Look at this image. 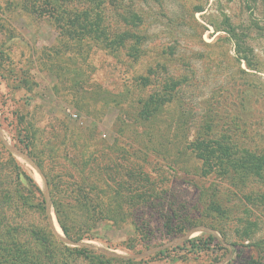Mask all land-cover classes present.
<instances>
[{"label":"rangeland","instance_id":"rangeland-1","mask_svg":"<svg viewBox=\"0 0 264 264\" xmlns=\"http://www.w3.org/2000/svg\"><path fill=\"white\" fill-rule=\"evenodd\" d=\"M20 2L0 0V44L12 59L9 68L27 72L32 85L29 91L15 90L11 78L0 77L4 147L30 175L21 158L35 163L15 140L22 115L30 122L41 160L43 146L47 153L55 147L61 151L53 166L62 170L58 173L64 182L80 181L87 171L85 160L121 171L134 161L141 166L134 173L147 177V187L157 191L147 198L156 200L132 207L122 223L99 222L90 238L77 243L62 233L54 234L56 239L69 247L148 264H210L211 254L223 256L214 264H264V207L259 202L264 175L202 176L199 161L186 148L198 137H221L264 156V3L125 0L124 7L142 18L136 29L139 56L130 57L126 49L110 53L85 46L82 58L65 54L61 63L67 71L58 79L47 70L50 61L44 55L56 44L57 32L47 19L21 10ZM228 31L241 39L250 68L238 60ZM173 81L180 83L174 97L149 121H141V101ZM64 124L83 133L75 139L76 146L63 147ZM84 138L95 147L84 146ZM82 150L89 156H80ZM42 163L58 177L46 159ZM60 197L74 199L67 193ZM211 203H219L223 213L211 211ZM245 220L256 223L250 241L260 240V246H249L239 237ZM209 236L213 240L207 241L208 252L184 249L190 241ZM177 255H182L180 260Z\"/></svg>","mask_w":264,"mask_h":264},{"label":"trees","instance_id":"trees-1","mask_svg":"<svg viewBox=\"0 0 264 264\" xmlns=\"http://www.w3.org/2000/svg\"><path fill=\"white\" fill-rule=\"evenodd\" d=\"M124 1L21 0L19 6L29 15L47 19L57 32L56 44L47 49L44 55L50 61L46 65L47 70L61 79L67 71L66 66L61 63L65 54L82 58L87 52L85 46L98 47L110 53L126 49L130 57L139 56L141 41L136 29L141 25L142 18L135 9L124 7ZM261 1L264 3V0ZM228 33L234 41L238 60L250 68L241 39L234 31ZM11 65L12 59L1 49L0 44V77L5 80L11 78L15 90L29 91L32 85L30 76L27 72L17 74L9 68ZM142 81L145 83L147 79L143 78ZM179 84L178 81L168 83L159 92L155 91L141 101L139 119L149 121L174 97L173 92ZM18 124L21 126L15 139L17 147L34 161L45 176L56 221L67 240L77 243L88 239L90 231L99 222L122 223L132 207L156 200L147 199L153 197L154 193L156 196L157 191L147 187V177H140V172L134 173L141 168L134 161L128 163V170L121 171L120 168L112 170L107 169V166H93V160L90 164L85 160L87 171L79 176L80 181L66 183L62 180L64 176L58 173L62 170L56 171L53 166L57 164L56 152L60 156L61 151L55 147L47 153L43 146L45 153L42 160L46 159L49 168L59 174L58 177H53L36 154V137L29 127V120L19 115ZM61 129H64L66 136L63 147L68 143L76 146L75 139L81 138L83 133L68 124L62 125ZM82 143L86 147H95L94 143L87 142L85 138ZM186 148L199 161L202 176L216 175L232 179L240 173L242 178L247 179L249 176L264 175V156L239 149L221 137H198L187 143ZM17 151L28 157L18 149ZM81 152L80 156H89L86 150ZM62 193L69 196L73 194L74 199H62ZM103 196L111 199H103ZM259 198L264 207V195ZM208 207L219 215L223 213L219 203H211ZM47 216L46 202L40 187L0 140V264H148L141 260L112 258L83 247H69L56 239ZM254 227L256 223L245 220L239 229V237L243 241H249V246H260V240L254 243L250 241ZM224 235L221 233L223 238ZM211 240L213 237L210 236L205 241L192 240L187 243L189 249L186 245L184 249L187 253L208 252L207 241ZM211 255L213 257L210 264L223 258L217 254ZM181 257L182 255H177L176 259L180 260Z\"/></svg>","mask_w":264,"mask_h":264},{"label":"bare ground","instance_id":"bare-ground-1","mask_svg":"<svg viewBox=\"0 0 264 264\" xmlns=\"http://www.w3.org/2000/svg\"><path fill=\"white\" fill-rule=\"evenodd\" d=\"M21 162L28 169L31 177L38 184V186L40 187L41 191L44 194V197H45L44 199H46V213L48 215L47 218L49 217L48 224L50 223L49 227H51L53 233L56 236H60L62 232L59 229L58 224L56 223L57 221H55V219H54L52 208H51V203H50L49 196H48L47 187L44 183L43 177H42L39 169L35 166V164H33L32 162L28 161L25 158H21ZM62 236H63V234H62Z\"/></svg>","mask_w":264,"mask_h":264},{"label":"water","instance_id":"water-1","mask_svg":"<svg viewBox=\"0 0 264 264\" xmlns=\"http://www.w3.org/2000/svg\"><path fill=\"white\" fill-rule=\"evenodd\" d=\"M46 187H47V185H46ZM47 191H48V189H47ZM48 196H49V194H48ZM45 198V197H44ZM49 200H50V198H49ZM45 202H46V199H45ZM47 220L49 221V218H47ZM58 224V223H57ZM59 226V225H58ZM59 229H60V227H59ZM61 230V229H60ZM62 232V231H61ZM63 234V233H62ZM63 238L65 239V240H67L66 238H65V236L63 235ZM67 241H69V240H67ZM71 242V241H70Z\"/></svg>","mask_w":264,"mask_h":264}]
</instances>
